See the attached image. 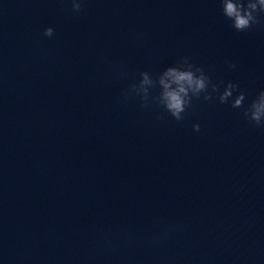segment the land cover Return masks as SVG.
Masks as SVG:
<instances>
[{"label":"clouds","instance_id":"clouds-1","mask_svg":"<svg viewBox=\"0 0 264 264\" xmlns=\"http://www.w3.org/2000/svg\"><path fill=\"white\" fill-rule=\"evenodd\" d=\"M85 0H70L73 13H80ZM223 16L231 21V26L237 32H247L262 23L264 17V0H220ZM45 37H52L54 29H44ZM230 69H235V63H229ZM138 82L130 84L125 98L138 97L142 107H147L150 99L162 107L174 120L185 119L188 110L193 106V100L210 101L214 98L221 104H230L234 109H243V116L250 125L264 128V90L260 91L246 107V94L239 85L228 82L220 90V84L214 83L204 68L183 57L173 66H169L155 79L149 71L140 72ZM223 83V82H221ZM159 88L158 95L152 96L151 90ZM193 131L199 132L200 125L194 124ZM180 226H176L179 230ZM169 231L155 237L153 243H159L166 238Z\"/></svg>","mask_w":264,"mask_h":264}]
</instances>
